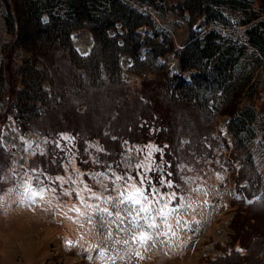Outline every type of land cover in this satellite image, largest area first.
I'll return each mask as SVG.
<instances>
[{
  "label": "rangeland",
  "instance_id": "374dc122",
  "mask_svg": "<svg viewBox=\"0 0 264 264\" xmlns=\"http://www.w3.org/2000/svg\"><path fill=\"white\" fill-rule=\"evenodd\" d=\"M32 1L41 21L68 22L62 0ZM189 1L122 0L143 20L139 46L127 44L114 56L111 71L124 85L112 83L97 62L102 43L96 49L86 19L73 18L67 41L42 53L32 49L45 43L35 25L26 43L20 35L12 63L20 92L8 112L0 79V264H264V110L255 109L264 102V54L248 41L249 23H240L236 7L211 0L210 13L192 22ZM8 10L0 0V74L1 46L12 36ZM107 33L124 44L119 22ZM190 33L201 44H217L216 55L189 56ZM48 50L52 57L43 55ZM214 57L229 66L214 68ZM171 74L175 96L192 102L180 101L173 115L180 187L164 178L161 146L130 141L120 131L121 122L149 123L128 113L140 108L133 94L141 78ZM67 108L75 114L64 116ZM72 120L81 133L56 129ZM100 126L101 137L114 139L107 145L93 135ZM82 155L89 160L84 167ZM44 185L43 198L26 197V189Z\"/></svg>",
  "mask_w": 264,
  "mask_h": 264
},
{
  "label": "trees",
  "instance_id": "16d2710c",
  "mask_svg": "<svg viewBox=\"0 0 264 264\" xmlns=\"http://www.w3.org/2000/svg\"><path fill=\"white\" fill-rule=\"evenodd\" d=\"M8 4V14L10 16L9 21H7L8 29L12 33L10 40L4 42L1 46V50L3 52V65L2 71L0 74V79L4 84V93L5 100L8 101V108L6 112L11 111V107L17 103L18 94L20 90L17 88V80L18 76L15 72V68L13 63V54L16 49V46L20 44V35L24 37V43H26L27 39H25V34L30 28L31 25H35L37 31H40V36L44 38L45 43L43 46L37 47L34 45L33 52L42 53L43 49H55V46H58L60 40L67 41V25L72 23V19L79 20V23L82 22L83 19H86L89 22V30H91L96 37L97 46L101 44V57H96L101 63L102 69L108 74V78L112 80V83H116L118 85L126 84L119 78L113 74L112 71H116L117 64L114 61V56H118V53L125 48V46L130 45L127 49H136L139 46V37L140 33L137 30L138 26L143 23V20L139 16H141V11H137L133 7H128L126 4L122 2V0H62V6L66 8L67 16L65 19L68 22H65L63 18L60 20H53L49 23L48 20L41 21L40 20V11L36 8L34 2L32 0H21V2H13V0H6ZM100 3L101 7L96 6V4ZM216 2H226L230 3V6L236 7L243 16L240 18V23L246 24L249 23V26L246 28V33L248 34V41L256 46L262 53L264 54V19H260L255 23L250 24L251 21L258 19L264 16V0H214ZM192 5L190 10L192 11L191 21L194 22L198 18H200L203 14L210 13V3L211 0H190ZM98 5V4H97ZM218 14V13H217ZM215 14V15H217ZM120 23L122 27V34L124 37V44H117L115 38H111L110 34L107 33V30L110 27H113L114 23ZM29 27V28H28ZM36 39H33V41ZM191 42L193 45L192 52L190 51L189 56H213L216 55L217 44L210 46L208 44H201L200 39L196 34L190 33L187 41ZM19 43V44H18ZM35 44V43H34ZM37 47V48H36ZM98 46L96 47V49ZM52 49V50H53ZM95 49V50H96ZM48 50L44 52V56L51 55V51ZM217 56H224V52L219 53ZM226 61V62H225ZM46 64L52 66V62L44 61ZM228 60H223L222 57H214L213 65L218 70L226 69L229 66L227 63ZM47 65V66H48ZM213 65L210 63L208 73L213 72ZM206 70V66H204ZM112 70V71H111ZM57 73H60L58 70ZM181 76V74H179ZM177 75H165L164 80H159L157 78L151 77L146 78L143 77L140 80V88L136 90L133 99L139 100L140 108L136 112H131L128 109V113L132 116L143 115V117L149 119V123L138 125V119H135L132 124H128L127 121L125 123H120L121 133L124 134V138L137 142H146L153 141L157 143V145L161 146L163 151L156 152L157 157L161 155V160H163L165 167V177L171 178L172 181L176 182V187L182 186V181L179 180L177 174V156L178 153L176 151V131L175 125L173 123V115L176 110L180 107V101H182L185 106V103H190V99H183L181 97L175 96L172 89L176 84ZM183 85V84H182ZM61 87V86H60ZM59 86H56L57 94H63V88L61 89ZM199 87V82H198ZM161 88H164L162 91ZM59 89V90H58ZM263 91L264 87L261 88ZM184 92L191 94L193 97L198 95V92L191 90L186 87ZM14 99H12V96ZM160 94L164 99H162ZM261 95V92L256 94V98ZM140 98H147L145 101L140 100ZM196 98H202V96H198ZM166 101V102H165ZM192 104V102H191ZM135 108L136 105L134 104ZM187 107V105L185 106ZM201 107L204 111H206L205 102L201 103ZM255 109L258 111L264 110V102L261 101L258 104L256 103ZM182 108V107H181ZM41 112H48L49 107H42ZM189 109H192L189 107ZM41 112L37 115H34L36 118L41 117ZM66 117L72 116L75 114L73 108H67ZM32 116V117H34ZM44 116V115H42ZM31 118V117H29ZM60 119V118H59ZM23 120H21L22 122ZM59 122L60 120H56ZM152 121V122H151ZM151 122V123H150ZM154 127L153 129L150 127ZM71 128L72 132H82L81 123L79 121H67L66 127H59L56 129H67ZM197 132H203V128L199 125ZM96 134H93L94 137H98L103 144L107 145V142H111L114 140L113 138H109V136L105 134L106 137H101V126L94 128ZM68 130V129H67ZM120 133V134H121ZM118 138V143L115 145H119L120 137L118 133L116 134ZM110 139H108V138ZM198 140L199 135H198ZM200 143V142H198ZM106 148V147H104ZM119 150V149H118ZM78 162L80 165L87 166L89 160L86 156L82 155V157H78ZM83 166V167H84ZM159 175V174H157ZM160 181V180H158ZM174 187L175 185L172 184Z\"/></svg>",
  "mask_w": 264,
  "mask_h": 264
},
{
  "label": "snow or ice",
  "instance_id": "6c2138e0",
  "mask_svg": "<svg viewBox=\"0 0 264 264\" xmlns=\"http://www.w3.org/2000/svg\"><path fill=\"white\" fill-rule=\"evenodd\" d=\"M47 190V185H44L43 187L41 186H33L32 189H26L25 195L29 200H32L33 202H35V198L39 197V198H43V193ZM145 198H147V194H145ZM138 202V201H137ZM121 203H123V201H121ZM139 212H148L147 208H140L138 210ZM174 211H178L175 210ZM107 216H111L112 213H106ZM161 216L164 215V213H160ZM117 219H120L119 217H117ZM149 227L154 228L155 227V223H149ZM166 235V234H165ZM140 241L141 242H145L148 239V236H146L143 232L140 235Z\"/></svg>",
  "mask_w": 264,
  "mask_h": 264
}]
</instances>
